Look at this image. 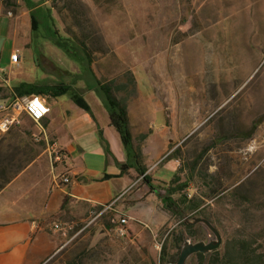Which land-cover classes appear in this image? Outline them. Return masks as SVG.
<instances>
[{
  "label": "rangeland",
  "instance_id": "374dc122",
  "mask_svg": "<svg viewBox=\"0 0 264 264\" xmlns=\"http://www.w3.org/2000/svg\"><path fill=\"white\" fill-rule=\"evenodd\" d=\"M46 7L53 8L60 34L87 40L97 80L113 82L119 98L139 96L150 112L151 131L136 152L151 167L152 185L162 190L150 197L151 187L141 178L118 203V217L109 219L128 216L132 232L94 244L125 245L127 262L137 264L144 263L136 249L152 246L160 256L165 247L168 262L176 264L174 236L181 223L203 218L200 212L174 217L164 209L163 190L177 173L189 184L183 193L208 206L223 239L220 249L228 238L242 237L264 252V0H48ZM33 27L25 0H0V68L5 70L0 97L21 84L64 85L70 90L57 101L70 106L72 96L85 94L95 82L52 42L44 26L37 32ZM13 54L18 64L11 63ZM122 85L129 94L117 92ZM178 135L187 136L173 148ZM32 140L20 128L0 139V187L34 158ZM207 183L216 185L217 194L209 193ZM100 224L96 220L87 230ZM215 239L201 224L185 242ZM87 243L75 238L52 264H69L73 250ZM188 264H198L197 258Z\"/></svg>",
  "mask_w": 264,
  "mask_h": 264
},
{
  "label": "crops",
  "instance_id": "0c3cea01",
  "mask_svg": "<svg viewBox=\"0 0 264 264\" xmlns=\"http://www.w3.org/2000/svg\"><path fill=\"white\" fill-rule=\"evenodd\" d=\"M78 96L88 109L77 103L73 96L67 107L58 103V97L42 96L50 108L42 127L34 124L26 114L20 117L18 128L31 134L36 155L0 191V264H52L77 237L88 243L73 250L69 264H137L127 262L125 245L94 243L118 236V225L114 222L119 220L109 219L121 212L118 203L130 194L141 178L150 176L151 167L143 163L140 155L141 168L145 172H139V166L128 158L95 88ZM127 110L137 149L151 131L147 116L150 112L137 95L127 101ZM185 136L174 138L173 148L181 145ZM138 140L142 142L138 143ZM52 144L67 153L63 162H54ZM173 161L177 172L179 160ZM62 175L69 177L70 182L57 185L55 178ZM157 194L150 188V197ZM111 204L113 208L98 216ZM96 220L101 221L99 227L87 230ZM57 223L70 227L67 237L54 230ZM128 224L127 236L130 230L132 232ZM141 249H136V253H141V262L161 264L159 253L152 246L145 245ZM143 252L149 255V261L144 260Z\"/></svg>",
  "mask_w": 264,
  "mask_h": 264
},
{
  "label": "trees",
  "instance_id": "16d2710c",
  "mask_svg": "<svg viewBox=\"0 0 264 264\" xmlns=\"http://www.w3.org/2000/svg\"><path fill=\"white\" fill-rule=\"evenodd\" d=\"M27 6L30 10L31 18L33 21V29L35 32L38 31L39 26H44L47 32H49V37L53 43H55L60 49H62L67 56L75 60L84 70L85 74L93 79L95 84L93 88L96 89L97 94L102 98L103 104L108 111L110 125L113 127L117 133L120 135L122 144L127 153L129 159L135 161V164L139 166V172H145L141 168L140 158L141 154L139 150L134 147L133 136L130 126V119L127 110V101L129 98H119L116 95L115 88H113V82L102 83L97 80L94 76V71L92 69L93 65V53L88 46L86 39L81 40L79 37L72 34H67V37L63 36L56 30L55 19L52 15V7L47 8L46 4L48 0H25ZM48 37V36H47ZM70 90L67 86H57V87H43L35 84H21L15 87L14 92L19 95H35V96H55L58 97L61 94H66ZM117 92L120 90H127L129 94V89L127 85H122L116 88ZM73 99L83 106L80 97L75 94ZM88 109L86 106H83ZM89 111V110H88ZM101 142L104 143L105 140L100 134ZM106 150L109 152V148L106 145ZM137 151V152H136ZM178 148L175 149L172 154L177 153ZM167 159V158H166ZM145 182L156 192H161V188L154 187L152 185V179L150 176L145 175ZM209 180L212 176H206ZM210 182V181H209ZM208 191L211 195L217 194L216 188L213 183H207ZM213 185V186H212ZM168 187L163 190L164 195L161 197L164 209L171 213L174 217L184 213L190 212H200L203 218L208 220L214 225L211 214L207 212L204 200L194 196L193 198H188V195L183 193L189 188L188 181L181 182L179 174H175L174 178L167 185ZM3 187H0V191ZM223 194V193H222ZM179 195L178 198L175 196ZM215 226V225H214ZM181 233L174 236V248L177 249V261L179 259L180 253L178 250L181 249L183 243L186 240V234L190 238H195L201 227V223H181ZM198 264H264V252L260 251L256 246L255 242L250 238L242 237H231L225 242L222 249L215 250L206 254H196L194 255ZM168 255L166 253V248L164 247L160 254L161 264H170L167 259ZM176 261V258H175Z\"/></svg>",
  "mask_w": 264,
  "mask_h": 264
},
{
  "label": "built area",
  "instance_id": "2783aa9c",
  "mask_svg": "<svg viewBox=\"0 0 264 264\" xmlns=\"http://www.w3.org/2000/svg\"><path fill=\"white\" fill-rule=\"evenodd\" d=\"M12 64H18L19 58L17 55L13 54L11 59ZM5 70L0 68V75H4ZM4 82H7V79L3 78ZM50 113V108L46 101L35 95H22L19 96L15 92H11L5 96L0 97V139L12 131L13 129L18 128L21 125V115L26 114L33 122L39 127H42V121ZM51 155L54 159V162H63L67 158V153L65 150L58 148L56 144L51 146ZM55 182L57 185L67 184L70 182L69 177L66 176H56ZM112 204L105 206L101 213L110 210ZM130 221V218L123 216L119 219V222L116 223L117 234L119 237H126L128 235L127 224ZM54 230L60 233L62 236L67 237L69 234L70 227L65 224L57 223L54 225Z\"/></svg>",
  "mask_w": 264,
  "mask_h": 264
},
{
  "label": "water",
  "instance_id": "95a60500",
  "mask_svg": "<svg viewBox=\"0 0 264 264\" xmlns=\"http://www.w3.org/2000/svg\"><path fill=\"white\" fill-rule=\"evenodd\" d=\"M190 222H188L189 224ZM192 223H201L203 225H205L215 236V240L210 241L209 243H205V242H198V243H190V242H185L179 259L177 261L176 264H188L189 259L196 255V254H206V253H210L213 252L215 250L220 249V247L223 244V239L222 236L220 234V232L218 231V229L211 224L208 220L204 219V218H196L194 220V222Z\"/></svg>",
  "mask_w": 264,
  "mask_h": 264
}]
</instances>
